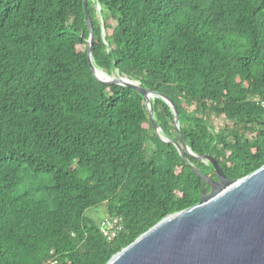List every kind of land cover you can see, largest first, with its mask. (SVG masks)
I'll list each match as a JSON object with an SVG mask.
<instances>
[{"label":"trees","instance_id":"1","mask_svg":"<svg viewBox=\"0 0 264 264\" xmlns=\"http://www.w3.org/2000/svg\"><path fill=\"white\" fill-rule=\"evenodd\" d=\"M0 0V264H107L264 165V0ZM169 97L179 113L162 97ZM180 130V131H179ZM106 207L93 220L87 212ZM124 219L107 240L100 224Z\"/></svg>","mask_w":264,"mask_h":264},{"label":"water","instance_id":"2","mask_svg":"<svg viewBox=\"0 0 264 264\" xmlns=\"http://www.w3.org/2000/svg\"><path fill=\"white\" fill-rule=\"evenodd\" d=\"M84 1L91 27L88 58L95 76L104 83L129 86L143 94L151 110V121L161 132L151 109V98L156 93L119 74L109 76L102 71L105 78L98 76L92 57L95 34L87 0ZM162 97L174 109L178 124L177 107L169 97ZM180 137L181 155L187 159L188 153L210 162L218 180L193 166L210 191L204 188L198 204L168 215L107 264H264V165L240 179H230L214 157L196 156L181 133Z\"/></svg>","mask_w":264,"mask_h":264},{"label":"built area","instance_id":"3","mask_svg":"<svg viewBox=\"0 0 264 264\" xmlns=\"http://www.w3.org/2000/svg\"><path fill=\"white\" fill-rule=\"evenodd\" d=\"M100 230L103 236L111 241L115 239L124 230V219L120 216L107 217L102 220ZM51 264H58L56 260H52Z\"/></svg>","mask_w":264,"mask_h":264},{"label":"rangeland","instance_id":"4","mask_svg":"<svg viewBox=\"0 0 264 264\" xmlns=\"http://www.w3.org/2000/svg\"><path fill=\"white\" fill-rule=\"evenodd\" d=\"M88 216L91 217L95 221H99L104 218L107 214L106 207H99L97 209H91L87 212Z\"/></svg>","mask_w":264,"mask_h":264},{"label":"bare ground","instance_id":"5","mask_svg":"<svg viewBox=\"0 0 264 264\" xmlns=\"http://www.w3.org/2000/svg\"><path fill=\"white\" fill-rule=\"evenodd\" d=\"M98 76L100 77V78H105L104 77V74H103V72L101 71V70H98Z\"/></svg>","mask_w":264,"mask_h":264},{"label":"flooded vegetation","instance_id":"6","mask_svg":"<svg viewBox=\"0 0 264 264\" xmlns=\"http://www.w3.org/2000/svg\"><path fill=\"white\" fill-rule=\"evenodd\" d=\"M214 174H215V172H214ZM215 176H216V174H215ZM214 180H218V178H217V176H216V178H213Z\"/></svg>","mask_w":264,"mask_h":264}]
</instances>
